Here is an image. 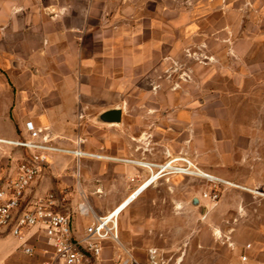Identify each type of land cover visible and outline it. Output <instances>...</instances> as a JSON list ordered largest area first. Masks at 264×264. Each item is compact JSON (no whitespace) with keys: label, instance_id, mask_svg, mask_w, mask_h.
<instances>
[{"label":"rangeland","instance_id":"1","mask_svg":"<svg viewBox=\"0 0 264 264\" xmlns=\"http://www.w3.org/2000/svg\"><path fill=\"white\" fill-rule=\"evenodd\" d=\"M254 1L114 3L123 9L118 22L119 33L126 35L122 47H129L135 35L134 40L142 38L149 47L140 51L144 54L141 67L126 72V78L119 70L117 94L108 95L102 104L122 110L120 124L103 123L100 115L104 111L96 104L54 114L50 129L60 147L76 150L80 141L81 151L112 158L83 157L80 189L75 185L55 189L63 194L64 206L73 212L86 201L97 214L114 210L120 204L113 206L112 201L126 181L133 186L132 193L150 176L147 169L124 161L165 164L183 158L202 173L235 186L166 172L122 213L120 245L107 243L111 248L105 246L94 264H145L150 249H157L167 264H223L222 251L234 242L226 231L238 230L241 220L236 214L227 218L222 202L264 198L245 190L264 193V78L249 75L254 69L264 70V39L257 38L260 30L264 36V17L259 18L254 11ZM246 6L249 14H244ZM195 19L197 32L191 26ZM53 74L58 76L56 87H79L76 74L62 77L55 64ZM102 82L109 86V79ZM6 85L15 89L21 84L7 79ZM29 86L25 83L26 89ZM10 131L7 127L4 133ZM0 145L6 146L1 152L8 162L20 152ZM100 162L108 166L102 175L96 170ZM127 166L134 167L133 174L127 175ZM215 187L220 199L210 204L202 196ZM194 198L199 199L198 206L192 204ZM1 257L0 252L4 264ZM18 261L41 264V259L26 255Z\"/></svg>","mask_w":264,"mask_h":264},{"label":"crops","instance_id":"2","mask_svg":"<svg viewBox=\"0 0 264 264\" xmlns=\"http://www.w3.org/2000/svg\"><path fill=\"white\" fill-rule=\"evenodd\" d=\"M116 1L0 0L1 140L28 138V122H32L35 127L47 128L53 134L50 127L54 125L55 113L88 109L95 104L102 106L108 95L117 94L118 73L123 70L126 78V72H133L142 66V52L149 47V42L142 38L134 40L135 35L129 47H122V38L126 35L119 33L118 22L123 9L113 6ZM254 4L256 7L253 9L258 17H264V0H255ZM249 9L246 6L244 14H249ZM192 25V29L197 32V19ZM262 32L260 30L257 34L259 41L264 39ZM248 44H251L250 40ZM53 64L62 71V77L69 78L76 74L79 87H56L54 80L58 76L53 74ZM249 75L254 79L264 78V70L254 69ZM7 79H14L21 85L13 89L6 85ZM107 79L110 81L109 86L102 82ZM25 83L31 86L26 89ZM203 88L208 91L207 86ZM112 109L116 108L101 107L104 112ZM7 127L11 130L9 134L4 133ZM5 148L0 145V180L13 165L12 161L8 162L2 157L1 151ZM75 149H82L80 142H76ZM22 152L20 150L12 160L20 157ZM81 159L83 157L78 158L73 154H53L51 166L38 181V191H56L58 185H75L79 190ZM107 167L100 162L96 170L102 175ZM125 170L127 175L133 174L134 167L127 166ZM48 174L53 176L48 177ZM132 187L126 181L124 188L112 201L113 206L124 201L131 194L129 190ZM221 207L227 218L236 214L241 220L238 230L226 231V235L234 242L222 251L223 264H264V198L224 200ZM76 223L78 230L82 231L85 222L76 218ZM247 245L251 247L246 250L244 248ZM110 248L106 246V249ZM0 252L4 264L9 261L18 264L19 257L24 255L19 251L17 240L1 232ZM242 255L247 256V261H242Z\"/></svg>","mask_w":264,"mask_h":264},{"label":"built area","instance_id":"3","mask_svg":"<svg viewBox=\"0 0 264 264\" xmlns=\"http://www.w3.org/2000/svg\"><path fill=\"white\" fill-rule=\"evenodd\" d=\"M26 129L28 138L0 140L1 144L23 150L20 157L12 160L13 165L0 180V232L12 236L19 243L22 254L41 259V264H94L102 257L107 243L120 245L119 221L124 211L119 209L122 205L100 215L83 201L76 211L69 212L64 206L63 194L39 192L38 181L51 166L53 154H73L78 158L91 157V154L60 147L57 137L49 129L35 127L32 122L26 124ZM146 169L150 172L149 177L153 173L161 177L166 172L208 177L183 158H174L165 164H150ZM207 179L235 186L213 176ZM245 190L264 197L258 190ZM202 199L216 204L220 199L218 188L205 193ZM76 218L85 222L82 231L77 228ZM250 247L247 245L244 249ZM125 253L135 263L127 250ZM241 258L247 261L246 255ZM145 264H167V261L157 249H150Z\"/></svg>","mask_w":264,"mask_h":264},{"label":"bare ground","instance_id":"4","mask_svg":"<svg viewBox=\"0 0 264 264\" xmlns=\"http://www.w3.org/2000/svg\"><path fill=\"white\" fill-rule=\"evenodd\" d=\"M1 140V139H0ZM8 141V140H6ZM1 142V141H0ZM91 157H97V158H102V159H112V158H108V157H102V156H94L91 155ZM124 161V160H122ZM126 163H131V164H135L139 167H143V168H147L148 166H150V164H141V163H137V162H131V161H124ZM205 174V173H204ZM206 177V176H205ZM208 177L211 178V175H208ZM207 177V178H208ZM150 179V180H149ZM159 179V177H156V173H153V175L149 178H147L141 185H139L124 201H122V203H120V205H118L116 208H118L119 206H121V208L119 209V211L123 210L125 211L129 206H131L140 196H142L151 186H153V184ZM237 187V186H236Z\"/></svg>","mask_w":264,"mask_h":264},{"label":"water","instance_id":"5","mask_svg":"<svg viewBox=\"0 0 264 264\" xmlns=\"http://www.w3.org/2000/svg\"><path fill=\"white\" fill-rule=\"evenodd\" d=\"M122 110L120 108H116V109H112V110H108L103 112L100 115L101 121L105 124H112V125H116V124H120L122 121ZM199 199L198 198H194L192 204L194 206H198L199 205ZM118 261V260H117Z\"/></svg>","mask_w":264,"mask_h":264}]
</instances>
